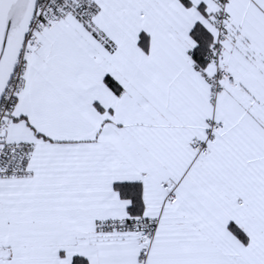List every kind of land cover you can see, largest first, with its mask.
<instances>
[{"label": "snow or ice", "instance_id": "6c2138e0", "mask_svg": "<svg viewBox=\"0 0 264 264\" xmlns=\"http://www.w3.org/2000/svg\"><path fill=\"white\" fill-rule=\"evenodd\" d=\"M0 264H264V0H0Z\"/></svg>", "mask_w": 264, "mask_h": 264}]
</instances>
